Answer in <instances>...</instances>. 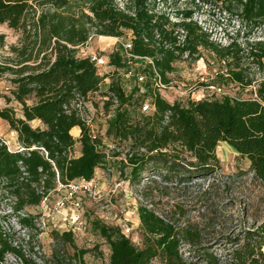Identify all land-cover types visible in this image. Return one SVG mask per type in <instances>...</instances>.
I'll list each match as a JSON object with an SVG mask.
<instances>
[{
	"label": "trees",
	"instance_id": "16d2710c",
	"mask_svg": "<svg viewBox=\"0 0 264 264\" xmlns=\"http://www.w3.org/2000/svg\"><path fill=\"white\" fill-rule=\"evenodd\" d=\"M207 5L220 6L230 17L239 20L238 33L264 28V0H203ZM196 3V0L193 1ZM198 6V4H197ZM194 6L178 14L174 23L165 13L156 10V0H0V24L21 32L17 45L10 48L11 56L0 61V78L9 75L14 86L12 94L22 105L23 117L14 109L0 111V119L18 134L22 152L10 153L0 141V182L15 198L16 211L39 206L59 184L75 180L94 179L98 168L105 165L107 155L100 139H94L90 126L82 117V109L100 91L103 78L90 59L79 57V47L86 45L92 35L123 38L127 32L134 36L133 51L139 57H157V67L163 81L173 73L179 61L176 51L198 55L200 48L220 58L236 62L230 71L233 83L251 87L252 81L240 67L244 51L236 41L226 47L216 46L210 34L194 20ZM186 32L184 48L176 47L178 30ZM245 29V30H244ZM160 40L156 41V35ZM0 36V47L5 46ZM148 40V42H146ZM249 59L264 70V40L246 44ZM110 65L126 69L120 52L110 55ZM136 91L127 95L119 82L109 88L107 104L116 100V116L109 121L107 134L127 142L133 150L128 158L131 167L130 184L139 182L147 172L165 179L191 180L215 173L220 160L217 149L227 143L251 162V171L264 184V81L258 84V99L246 101L188 100L185 104L166 101L156 94L154 112L142 121L133 122L128 108L133 106ZM40 96L28 105L31 96ZM39 121L44 128H33ZM81 129L79 139L72 134ZM72 131V134H71ZM80 144V156L74 149ZM43 150L48 156L43 154ZM145 246L136 247L120 228L100 221L93 228L110 248L108 264H195L184 258L181 242L185 237L195 240V231L181 232L146 207L138 209ZM23 227L32 225L31 218H22ZM58 238L73 243V234ZM230 258L223 260L202 252V264H264V225L245 232L239 238ZM85 255L88 251H80ZM24 256L13 245L0 223V264L7 255Z\"/></svg>",
	"mask_w": 264,
	"mask_h": 264
},
{
	"label": "rangeland",
	"instance_id": "374dc122",
	"mask_svg": "<svg viewBox=\"0 0 264 264\" xmlns=\"http://www.w3.org/2000/svg\"><path fill=\"white\" fill-rule=\"evenodd\" d=\"M123 1L119 0L121 7ZM193 1L156 0V10L167 14L172 22L177 23L180 22L178 14L194 6V20L210 34V41L221 48L228 46L231 41H236L244 50L240 54V67L254 86L263 82L264 70L249 59L246 44L264 40V28L251 33H238L239 20L230 17L220 6L207 5L203 0H196L195 4ZM21 35V32L10 29L6 24H0V36L5 37V46L0 47V61L11 56L10 48L19 43ZM91 37L86 54L100 52L110 57L120 51V41L129 40L131 32H127L118 40H103L102 38L107 37L96 35ZM78 55L84 57L83 54ZM235 63L220 58L210 50L200 48L198 55L193 56L191 60L174 63L173 73L167 75L174 89L164 94L165 100L171 104H185L188 100L199 102L223 100L225 97L251 98V87L233 83L229 79L230 71L237 66ZM132 66L138 67H135L136 64ZM105 70L111 73L109 83L105 82L101 92L93 95L84 106L85 116L93 119L98 127V136L107 155L105 165L100 168L103 178L99 185L101 198H82V209L75 212L80 216L79 227L72 232V225L65 222L64 218L74 212L56 210L58 201L64 196L63 191L51 192L39 206H28L22 211H16L15 198L7 193L5 185L0 182V223L9 240L24 256L19 259L9 254L4 264H108L110 248L94 230L93 223L100 221L107 226L119 227L122 221V224L131 228L129 238L132 243L138 248H143L146 241L138 214L140 207L153 210L166 221L175 224L181 232L198 233V239L184 237L181 242V253L189 261L202 264V261H199L202 252L212 253L223 260L229 259L236 247V241L242 238L245 232L264 225V184L255 178L251 171V162L227 143H221L217 149L220 163L212 175L181 181L179 177L167 180L160 174L147 172L139 182L130 184L131 190L128 194L122 189L116 190L118 183L129 182L131 167L128 158L133 150L129 143L117 141L107 134L108 117L117 108L109 105L107 109V104L112 101H108L105 96L112 81L119 82L128 95L134 93L137 88L134 79L125 78L124 70ZM202 78L208 80L210 85L220 86L225 95L216 96L212 91L205 89L200 82ZM10 79L9 75L0 78V111L12 108L17 117H23L22 105L12 94L14 86ZM188 88L196 90L188 94ZM151 93L142 96L136 94L133 106L128 108L133 122L142 121L146 116L140 112V106ZM39 97L31 96L27 100L28 105L36 103ZM31 126L41 127L37 122H32ZM73 135L78 136V132L74 131ZM0 138L10 142L13 148L20 145L9 124L2 119ZM80 154L81 146L78 144L74 149V156L78 157ZM22 218H31L32 225L23 227L20 223ZM69 232L73 234V243L56 236ZM82 250L88 253L81 255Z\"/></svg>",
	"mask_w": 264,
	"mask_h": 264
},
{
	"label": "built area",
	"instance_id": "2783aa9c",
	"mask_svg": "<svg viewBox=\"0 0 264 264\" xmlns=\"http://www.w3.org/2000/svg\"><path fill=\"white\" fill-rule=\"evenodd\" d=\"M186 32L184 30L178 29L175 32V36L177 37L178 41L176 44V47L184 48L185 41H186ZM133 39L134 36L131 33V37L129 40H122L120 41L121 49L120 53L122 57L124 58L127 68L126 69H118L114 66L110 65V57H107L106 55L100 53V52H92L89 54H86V50H88L89 42L92 40V37H90L88 43L82 47H79V54H83L86 59H90L91 62H93L97 69L98 73L101 78H103L102 85L106 82L109 83V76L111 75L110 72H107L106 68H114L115 71L119 72L120 70L125 71V78L127 79H134L136 83V94H140V96L145 95L146 93H151L147 98L144 99V101L141 103L140 106V112L144 115H150L154 112L155 108L153 105V99L156 94H159L164 98V94L167 93V91L173 90V84L171 82L165 83L163 81V77L161 74V71L157 67V61H159V56L157 57H139L135 56L133 51ZM118 40V39H117ZM156 41L160 40V35L157 34L155 37ZM148 42V40H146ZM86 55V56H85ZM176 55L179 56V61H187L191 60L193 56L190 54L189 51H186L181 54L180 51H176ZM195 56V55H194ZM140 62V63H139ZM139 63V64H138ZM133 64H136L133 68ZM103 68H105L103 70ZM113 82V81H112ZM111 82V84H112ZM202 85L205 86V89H208L214 93L216 96H224L223 89L218 85H210L208 83V80H205L204 78L200 81ZM110 84V85H111ZM186 85H184L185 87ZM258 84L256 86L252 85L251 89L256 92ZM110 88V87H109ZM196 90V88H188L187 93L191 94ZM101 92V88L100 91ZM97 92L95 95L99 94ZM109 94V90L107 92ZM127 94V93H126ZM135 94V96H136ZM128 95V94H127ZM106 99L109 101V96H105ZM251 98L253 100H257V95H252ZM249 98V99H251ZM165 99V98H164ZM249 99H233V100H239V101H246ZM118 102L116 100L113 101V106L117 108ZM85 109V108H84ZM84 109H82V117L86 124L90 126L91 133L94 139H100L98 136V127L95 125L93 119H90L89 117L85 116ZM116 116V111L113 112L112 115L108 117V120H112ZM0 141L7 147L8 151L10 153H17L22 152L24 149L18 145L16 148H13L10 142L7 140H4L0 138ZM43 154L45 156H48L47 152L43 150ZM122 189L125 193H129L131 190L130 182H120L116 185V190ZM56 190H60L64 192V196L61 200L58 201L56 210L59 212L67 211V212H74L73 214H67L64 218L65 222H68L72 225V232L76 231V228L79 227V221L80 216L76 215L75 212H78L82 209V198L87 196L91 198L92 200H99L101 198V191L100 186L97 178L94 177V179L87 181V180H75L68 185H61L59 184L58 188ZM122 231V233L129 238V235L131 233V228L127 227V225L122 224V221L120 222L119 227ZM156 262H159V260H153V264Z\"/></svg>",
	"mask_w": 264,
	"mask_h": 264
},
{
	"label": "crops",
	"instance_id": "0c3cea01",
	"mask_svg": "<svg viewBox=\"0 0 264 264\" xmlns=\"http://www.w3.org/2000/svg\"><path fill=\"white\" fill-rule=\"evenodd\" d=\"M107 38H110V39H119V38H111V37H107ZM34 122L39 123V125L41 126V128H44L43 125H42L39 121H34ZM74 130L78 132V136H74V135L72 134V131H74ZM72 131H71L72 136H73L75 139H79V138H80V135H81V129L78 128V127H76V128H74ZM12 132H13V134H15L16 137L18 138V134H17L16 132H14V131H12ZM79 145H80V144H79ZM101 175H102V174H101L100 168H98L97 171H96V173H95V178H97V180H98V182H99V185L102 183V179H103Z\"/></svg>",
	"mask_w": 264,
	"mask_h": 264
},
{
	"label": "bare ground",
	"instance_id": "6f19581e",
	"mask_svg": "<svg viewBox=\"0 0 264 264\" xmlns=\"http://www.w3.org/2000/svg\"><path fill=\"white\" fill-rule=\"evenodd\" d=\"M103 40L110 39V38H102Z\"/></svg>",
	"mask_w": 264,
	"mask_h": 264
}]
</instances>
